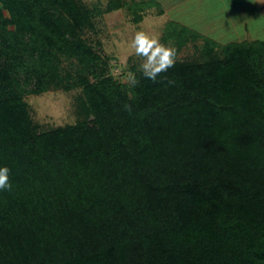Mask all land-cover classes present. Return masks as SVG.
<instances>
[{
  "label": "trees",
  "instance_id": "trees-1",
  "mask_svg": "<svg viewBox=\"0 0 264 264\" xmlns=\"http://www.w3.org/2000/svg\"><path fill=\"white\" fill-rule=\"evenodd\" d=\"M123 5L0 0V264H264V39L169 21L201 59L122 81L86 32ZM78 87V121L32 120Z\"/></svg>",
  "mask_w": 264,
  "mask_h": 264
},
{
  "label": "rangeland",
  "instance_id": "rangeland-1",
  "mask_svg": "<svg viewBox=\"0 0 264 264\" xmlns=\"http://www.w3.org/2000/svg\"><path fill=\"white\" fill-rule=\"evenodd\" d=\"M90 8L104 9L108 0H83ZM97 15L95 31L86 37L100 41L109 70L116 78L129 81L133 71H148L174 61L201 59V38L176 49L172 41H163L169 21L186 26L219 44L264 39V0H151L136 20L134 2ZM161 10V13L159 12ZM219 51V50H218ZM81 88L57 89L25 96L32 120L44 128L73 124L80 118L78 103Z\"/></svg>",
  "mask_w": 264,
  "mask_h": 264
}]
</instances>
